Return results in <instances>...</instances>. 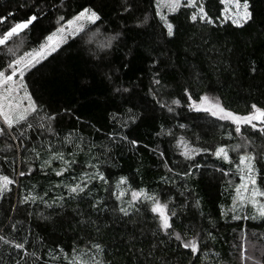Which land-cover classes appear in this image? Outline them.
I'll use <instances>...</instances> for the list:
<instances>
[{
  "label": "trees",
  "instance_id": "1",
  "mask_svg": "<svg viewBox=\"0 0 264 264\" xmlns=\"http://www.w3.org/2000/svg\"><path fill=\"white\" fill-rule=\"evenodd\" d=\"M249 4L253 20L243 27L222 19L221 0L203 3L213 24L193 23V9L181 7L169 15L175 31L170 38L156 14V0H0V16L13 13L0 24V33L13 22L38 16L19 37L24 51L39 49L85 7L101 16L88 26L84 40H68L25 75L28 91L44 110L41 115L55 119L40 128L39 118H30L31 129L14 127L0 135V175L15 181L0 197V236L23 242L29 254H36L25 256L0 241V264H67L65 253L71 256L73 248L85 249L93 242L103 246L104 264H245L241 236L246 232L257 247L264 244V219H232L234 214L252 215L248 209L232 211L244 151L232 149L244 141L230 121L188 105L207 95L240 115L248 114L252 104L264 108V0ZM117 34L110 48L101 47ZM8 45L0 46V68L14 58ZM154 77L160 85L153 83ZM114 86L128 91L117 93ZM242 134L264 145V137L250 126L243 125ZM69 136L72 143L66 142ZM181 138L207 151L186 159ZM49 146L75 161L60 176V161L44 163L50 159ZM220 146L229 149L231 163L214 155ZM90 163L98 165L107 182L92 180L89 194L73 199L67 186L85 172L92 174ZM257 168L258 186L264 190V161ZM121 177L127 183L118 188ZM121 190L126 194L118 199ZM139 190L167 204L175 213L173 229L182 237H198V254L191 255L159 230L151 202L143 196L133 202L139 211L130 209L128 216L119 212L128 207L132 191ZM33 195L39 199L24 202ZM58 197H63V207L41 202L51 204ZM254 254L261 258L260 251Z\"/></svg>",
  "mask_w": 264,
  "mask_h": 264
},
{
  "label": "snow or ice",
  "instance_id": "2",
  "mask_svg": "<svg viewBox=\"0 0 264 264\" xmlns=\"http://www.w3.org/2000/svg\"><path fill=\"white\" fill-rule=\"evenodd\" d=\"M225 4V18L231 20V23L236 27H243L248 24L249 21L253 20L252 11H250L249 0H221ZM157 5V15L163 21L165 28L167 29V36L173 37L175 35L174 25L169 22L167 17L160 11L161 8H166L169 12H177L181 7L191 8L193 11L190 14L189 19L193 22H201L206 24H213L214 20L205 11L203 3L201 0H156ZM23 7V5H22ZM125 11H129V7L125 6ZM13 13H8V16H0V24H3L8 17L12 16ZM38 19L37 14H31L25 19L13 22L10 27L5 31L0 33V46H7L8 42L14 37L19 38L21 33L28 29L34 21ZM59 20H64V17H60ZM58 20V23H59ZM101 20L100 14L90 7H85L78 12L72 19L68 20L66 24H62L57 27L54 32L46 37L44 43H42L37 50H32L25 52L22 56H15V51L9 48L8 51L14 57L11 59L4 68H0V119L3 121V125L0 126V135H5L14 127L25 126L28 129L33 127V124L29 122L30 118H39V127L45 128V121L50 122L55 119V115H48L41 113L44 112L42 106L38 105L33 99L32 94L28 91V85L25 82V75L43 60L47 59L53 53L58 52L63 44H66L68 40H76L79 37L84 40L88 36L90 29L89 25H96L98 21ZM147 22V17L143 21ZM99 32L97 28L93 31L92 36H95ZM119 34L116 36L108 37L106 42L101 45L102 48H110L112 46V41L117 39ZM87 43L92 42V37H88ZM252 71H256L255 67H252ZM111 79V76L108 77ZM153 83L155 85H160L161 80L158 78H153ZM114 91L117 93L127 92V88H121L120 86H114ZM187 94V89H185ZM188 100L192 101V96L188 94ZM159 103V101H157ZM173 104H179V100H173ZM161 104V107H164ZM188 107L195 111H203L209 113L212 117H215L221 121H230L235 125L234 131L236 134L241 135L243 139V144H237L233 146L234 151L239 152L244 149L242 154L239 155V163L237 165V170L240 174V183L235 186L233 196L232 211L235 213L238 209H244L251 206L253 209V214L251 216L233 215L232 219H264V190L258 186L257 177L260 174V170L257 168V163L259 161H264V145H256L255 142L249 137L243 136L242 126H250L252 130L258 131L261 137H264V108L258 107L256 104L251 105V111L246 115H240L234 113L225 107H223L218 100H212L209 96L204 95L200 98L199 102L192 101ZM172 111V108H168ZM183 127V125L181 126ZM48 131H52L50 123L47 125ZM21 135H24L21 132ZM231 136V134H229ZM122 139H127V137H122ZM67 143H72L71 136L66 138ZM132 145H136L137 141H130ZM183 146L182 155L186 159H192L198 152L207 151V149H197L188 145L183 138L180 140ZM80 146L77 145V148ZM250 149V150H249ZM50 159L46 160L45 165H50L52 160H58L61 162L63 167L56 171V175L60 176L63 172L67 171L69 167L75 163L74 160H66L63 153L59 150L51 151V146H49ZM39 153H37V156ZM74 155V154H73ZM161 156L163 153L160 154ZM214 155L217 158H221L224 161L231 163V158L229 155V149L225 146H220L215 149ZM89 168L95 169L92 174L87 172L83 173V176L79 178L78 182L70 184L67 186L68 193L71 194L73 199L77 198L80 194L88 195L90 190L88 189V184L92 180H99L102 182H107L104 174L99 170L97 164H88ZM199 167V165H196ZM223 172V169H221ZM190 173H185L189 175ZM227 175V173H224ZM19 175L24 176V172H20ZM77 179V178H73ZM15 183L14 180L10 179L6 175H0V197L6 191H10V185ZM126 178L121 177L117 187L126 184ZM123 190L119 191L117 198L121 199L125 196ZM143 196L145 201L151 202L150 211L155 214L158 221L159 230L169 238H174L180 243L183 249L190 251L191 255H196L200 251V242L197 236H193L190 239H185L179 232L173 229L172 216L175 215L174 212L170 213L167 204L161 203L159 199L155 196H149L143 192V190L132 191L131 201L128 207H119V212L124 216L130 215V209H135V203L139 202V198ZM39 199L38 196H28L25 197L24 202L32 201L35 202ZM63 197H58L51 204L41 200L45 203L46 207H63L62 201ZM99 203V202H97ZM96 207V204L92 205ZM255 235V234H254ZM259 239V237H258ZM242 243L241 248V259L247 264L251 261V264H264V244L257 247L256 243H252L247 238V233H243L241 236ZM0 241H4L6 244H10L17 250L23 251L24 255L35 256V253L29 254L25 249V244L23 242H14L10 240H5L3 236H0ZM249 245L252 251L249 252ZM63 252V249L60 250ZM255 251H260L261 258L255 256ZM104 254L103 246L100 243H91L90 247L85 249L73 248L71 256L67 253L64 254V260L67 264H104L102 259ZM151 255V253L149 254ZM19 264V262H18Z\"/></svg>",
  "mask_w": 264,
  "mask_h": 264
},
{
  "label": "rangeland",
  "instance_id": "3",
  "mask_svg": "<svg viewBox=\"0 0 264 264\" xmlns=\"http://www.w3.org/2000/svg\"><path fill=\"white\" fill-rule=\"evenodd\" d=\"M204 1L205 0H201L202 3H204ZM224 9H225V4L223 3L222 19L225 20V21H230L231 22V20L225 18ZM160 11L162 12L163 15H165L167 17L168 20H169V15L173 13V12H169L166 8H161ZM18 43H19V38L14 37L12 40H10L8 42V44H9L8 48H12L15 51V56H22L25 52H28V51H24V48H23L24 45L23 44L18 45ZM2 125H3V121H2V119H0V126H2ZM239 176H240V174H239ZM246 210L248 212L249 211L252 212V214H253V209L251 208V206H248L247 208H244V209H238L235 213H237V212L240 213V212H243V211H246ZM247 264H251V261L247 262Z\"/></svg>",
  "mask_w": 264,
  "mask_h": 264
}]
</instances>
